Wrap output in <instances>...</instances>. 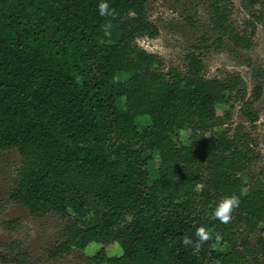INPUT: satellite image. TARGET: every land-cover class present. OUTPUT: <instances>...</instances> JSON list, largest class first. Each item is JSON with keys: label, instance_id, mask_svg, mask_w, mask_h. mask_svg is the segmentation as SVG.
Listing matches in <instances>:
<instances>
[{"label": "trees", "instance_id": "trees-1", "mask_svg": "<svg viewBox=\"0 0 264 264\" xmlns=\"http://www.w3.org/2000/svg\"><path fill=\"white\" fill-rule=\"evenodd\" d=\"M100 2L0 0V151L20 157L9 201L64 221L50 261L116 242L120 256L101 248L88 262L264 264V169L254 170L247 131L261 86L249 96L238 73L206 78L199 47L165 68L136 43L158 35L145 0H107L111 16L99 15ZM259 5L241 0L237 22L231 0H210L216 48L253 49ZM233 194L240 203L221 223L212 213ZM199 227L209 239L199 241ZM1 248V264H29L19 242Z\"/></svg>", "mask_w": 264, "mask_h": 264}, {"label": "rangeland", "instance_id": "rangeland-1", "mask_svg": "<svg viewBox=\"0 0 264 264\" xmlns=\"http://www.w3.org/2000/svg\"><path fill=\"white\" fill-rule=\"evenodd\" d=\"M231 1L234 6L232 19L240 22L245 17L241 0ZM258 1L263 21L256 26L254 48L247 52L236 51L228 43L216 48V36L210 25V0H145L148 20L156 27L158 35L155 38L141 37L136 40L139 48L158 55L165 68L181 67L186 53L193 47H199L197 53L202 59L206 78L238 73L249 96L255 86H261V96L253 105L258 121L254 128H247L260 154L254 166L255 172L264 169V0ZM117 79L124 80L126 76L118 75ZM224 109L218 107L217 114L222 115ZM233 110L232 122H242L238 108ZM141 122L149 124L147 118L141 119ZM152 158L153 162H149L148 169L153 179L156 177V155L153 154ZM19 164L20 157L15 150L0 151V257L5 253L1 247L14 242L20 243L21 252L28 257L29 264H90L88 259L101 248L108 257L122 254L116 242L109 245L90 243L82 251L73 250L57 260H48L46 252L58 242L64 221L54 214L33 219L22 206L9 201V192ZM10 220L18 221V226L9 232L3 228L2 223ZM255 237L249 238L252 244L255 243Z\"/></svg>", "mask_w": 264, "mask_h": 264}, {"label": "clouds", "instance_id": "clouds-1", "mask_svg": "<svg viewBox=\"0 0 264 264\" xmlns=\"http://www.w3.org/2000/svg\"><path fill=\"white\" fill-rule=\"evenodd\" d=\"M99 15L101 16H111L113 15V9L109 7L107 0H101L98 4ZM240 203V199L237 195L233 194L230 196H226L221 199L217 204L213 211V216L218 219L221 223H227L231 218L232 210L237 207ZM195 235L199 238V241H204L209 239V233L204 227H199L196 230ZM216 239L219 241L221 237L219 234L216 235ZM183 243L189 244L192 243L187 237L184 238ZM199 247V244H197Z\"/></svg>", "mask_w": 264, "mask_h": 264}]
</instances>
